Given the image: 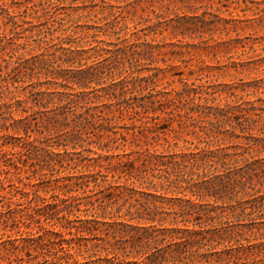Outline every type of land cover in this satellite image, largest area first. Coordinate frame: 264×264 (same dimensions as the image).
Masks as SVG:
<instances>
[{"label":"rangeland","instance_id":"374dc122","mask_svg":"<svg viewBox=\"0 0 264 264\" xmlns=\"http://www.w3.org/2000/svg\"><path fill=\"white\" fill-rule=\"evenodd\" d=\"M55 72L61 76L53 79L57 83L46 81ZM43 81L41 89L55 98L59 92L79 93L85 110L93 106L91 112L107 118L38 115L17 123L25 104H16L15 118H2L10 108L0 106V264L9 255L14 264H52L58 247L28 256L14 249L15 239L41 227L66 233L62 215L129 220L128 202L116 211L125 197H113L105 211H84L82 204V211L68 215L45 207L59 201L56 195H83L58 188L65 176L107 175L86 188L94 192L119 184L139 191H132L134 198L152 199L148 192L190 197L166 189L158 174L171 154L208 151L215 161L208 175L232 170L238 179L246 176L243 187H236L241 193L219 204L264 194V0H0V103L29 96ZM20 124L18 132L7 129ZM26 139L35 140V147L25 145ZM127 161L140 167L141 178L113 171ZM110 191L115 192L106 194ZM252 204L245 203L243 211L238 206L217 211L226 226L239 227L241 243L261 245L259 256L251 250L237 264H264V209L251 214ZM77 244L76 259L94 255ZM229 245L235 241L212 250L219 251L210 257L212 264H235L220 254ZM218 256L224 260L215 263Z\"/></svg>","mask_w":264,"mask_h":264},{"label":"trees","instance_id":"16d2710c","mask_svg":"<svg viewBox=\"0 0 264 264\" xmlns=\"http://www.w3.org/2000/svg\"><path fill=\"white\" fill-rule=\"evenodd\" d=\"M49 76L52 79L46 81L50 82H54L53 79L58 80L61 77L57 72L50 73ZM46 81L36 84L30 90V95L25 98H12L10 103L1 102L0 106L10 108L8 110L9 117H3V114H1L2 118H15L12 114L18 109L17 103L25 104V108H23L25 114L19 117L21 119H18L17 123H22L26 118H38V115H40V118H107L102 114L91 112L93 106L87 107L85 110V106L80 104L79 93L59 92L60 95L55 98L52 96L54 92L41 89ZM61 85L68 87L63 83ZM35 87L39 88L35 89ZM122 89V92L128 91ZM85 103L88 104L89 102ZM111 106L113 105L109 104L108 108ZM78 109L82 110L79 111ZM244 121L249 124L250 118H245ZM21 126L23 127L22 124L16 127L9 125L7 129L11 127L12 131L18 132ZM26 127L24 129L27 133ZM27 137L30 138V135H27ZM26 144L35 147V140L26 139ZM2 145L4 144H1L0 147ZM0 151H3V148ZM213 156L208 154V151L205 153H174L169 155L171 161L169 164H165L166 168L158 174V178L164 180L163 182L167 184L166 189L173 188V191L188 193L191 195L190 197H186V194H184L183 197L173 196L169 198L166 195L148 192L145 194L151 196L152 199L134 198L132 191H139L133 187L119 184H109L94 192V190H86V188H89L91 182L95 186L99 185V179H101V182H105L107 175L98 172L95 175L79 173L65 176L58 188L63 190L65 195L79 190H83V195L64 198L56 195L59 201L54 204H46L45 207L55 208L56 212L67 211L66 214L68 215L73 214L75 211H82V204L86 207L84 211L92 209L105 211L113 197H125L124 204L120 205L116 211L120 213L122 207L128 202L129 205L125 215H129V220L109 222L96 218L70 219L67 215H62L60 219L65 220V222H61L60 225L67 230L66 233L41 227L36 234L15 239L18 244L14 246V249L24 251L26 255L30 256L32 255L31 252L39 255L45 253L44 251L48 248L58 247V251L62 254H58V251L55 252L52 264H212L210 257L219 253L217 250H212L223 243L229 244L235 241V245H229L226 250L220 252V254L226 253L229 256L227 263L233 260L237 264L239 260H246L251 250L252 255L257 257L260 255L259 247L261 245L241 243L237 238L241 235L240 231L235 232L239 227L235 225L226 226L225 223L221 222L222 215L217 211L220 208L223 209V207L229 206L242 207L243 211L245 203L253 202L251 206L253 212L251 214L259 213L264 209V194H252L251 199L248 200L235 199V203L227 205L225 203L219 204V201L225 199L232 201L241 193L236 187L240 186L241 178L246 176L240 174L241 178L238 179L234 177L235 174L231 173L232 170L222 174L213 173L211 176L208 175V170L215 163ZM105 159H108V157ZM145 163L148 165V160H144ZM153 164L158 166L156 162ZM223 165H226V163H223ZM121 166L122 168H120ZM126 166L129 167L124 168ZM107 169L111 168L107 167ZM119 170L128 179L141 178L139 177L141 175L140 167H135L134 161H127L113 167L114 172ZM134 170L138 174L134 175ZM143 177L145 178V175ZM248 179L252 180V176H248ZM152 187L154 186L152 185ZM111 189H114L116 193L110 191L109 194H106V191ZM87 192L92 193L88 194ZM101 193L105 194L100 196ZM257 193H260V191ZM132 199L134 202H131ZM210 199L214 201L211 202ZM61 204H63V207L59 210L58 207ZM224 211L222 210V212ZM230 226H234V228L229 229ZM99 232L104 235H99ZM234 233H237V235ZM65 234H69L71 237L66 238ZM76 240H86V242L82 244L78 242L77 244ZM93 240L96 242L89 248L88 241ZM75 243L78 247L86 246L87 251L94 250V255L88 256L82 261L76 259L74 257L77 253ZM257 249L258 252H255ZM100 251H106L108 254L104 257H96L95 254ZM46 257L47 255L43 256L45 262L49 261ZM7 260V264H14L15 260L11 258V255L7 257ZM222 260L224 258L218 256L215 263ZM24 262L25 264L30 263V261ZM41 262L36 261L32 264H41Z\"/></svg>","mask_w":264,"mask_h":264}]
</instances>
